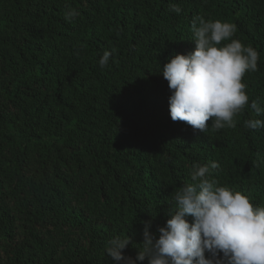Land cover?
Instances as JSON below:
<instances>
[{"label": "trees", "instance_id": "16d2710c", "mask_svg": "<svg viewBox=\"0 0 264 264\" xmlns=\"http://www.w3.org/2000/svg\"><path fill=\"white\" fill-rule=\"evenodd\" d=\"M197 17L259 52L242 83L264 108V0H0V264H117L106 243L127 235L135 259L194 164L264 204V128L244 127L264 117L199 133L169 116L159 70L194 48Z\"/></svg>", "mask_w": 264, "mask_h": 264}, {"label": "clouds", "instance_id": "9594fccd", "mask_svg": "<svg viewBox=\"0 0 264 264\" xmlns=\"http://www.w3.org/2000/svg\"><path fill=\"white\" fill-rule=\"evenodd\" d=\"M170 9L181 12L178 4ZM78 11L68 9L66 20ZM198 22V23H197ZM236 25L226 21H205L197 17L192 24L194 48L171 55L159 72L167 81L169 116L194 132L205 133L235 128L234 117L245 106L264 117L257 100L249 104L242 78L258 70L259 52L233 39ZM222 42H225L222 44ZM112 52L105 50L98 59L101 69L109 64ZM244 127L264 128V119H248ZM219 167L194 164L192 183L178 187L169 201L168 218L158 226V237L149 231L151 221H144L135 259L125 256L130 237L109 239L105 253L117 264H264V204L258 192L243 195L219 185L211 172ZM188 217H191L189 221Z\"/></svg>", "mask_w": 264, "mask_h": 264}, {"label": "rangeland", "instance_id": "374dc122", "mask_svg": "<svg viewBox=\"0 0 264 264\" xmlns=\"http://www.w3.org/2000/svg\"><path fill=\"white\" fill-rule=\"evenodd\" d=\"M225 43V42H222V44Z\"/></svg>", "mask_w": 264, "mask_h": 264}]
</instances>
